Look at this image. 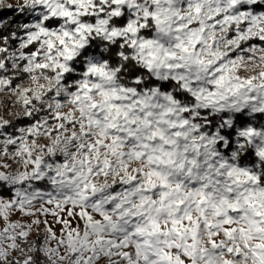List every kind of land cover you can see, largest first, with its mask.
I'll return each mask as SVG.
<instances>
[{
    "label": "snow or ice",
    "instance_id": "snow-or-ice-1",
    "mask_svg": "<svg viewBox=\"0 0 264 264\" xmlns=\"http://www.w3.org/2000/svg\"><path fill=\"white\" fill-rule=\"evenodd\" d=\"M0 10V264H264V0Z\"/></svg>",
    "mask_w": 264,
    "mask_h": 264
},
{
    "label": "trees",
    "instance_id": "trees-1",
    "mask_svg": "<svg viewBox=\"0 0 264 264\" xmlns=\"http://www.w3.org/2000/svg\"><path fill=\"white\" fill-rule=\"evenodd\" d=\"M9 14H10V12L8 10H0V16H5L6 17ZM19 123H21V122H19Z\"/></svg>",
    "mask_w": 264,
    "mask_h": 264
},
{
    "label": "rangeland",
    "instance_id": "rangeland-1",
    "mask_svg": "<svg viewBox=\"0 0 264 264\" xmlns=\"http://www.w3.org/2000/svg\"><path fill=\"white\" fill-rule=\"evenodd\" d=\"M9 3H12V4H16V0H8ZM0 99H2V97H0ZM8 118H11V117H8ZM20 121H17V123L19 124ZM19 218V217H17Z\"/></svg>",
    "mask_w": 264,
    "mask_h": 264
},
{
    "label": "clouds",
    "instance_id": "clouds-1",
    "mask_svg": "<svg viewBox=\"0 0 264 264\" xmlns=\"http://www.w3.org/2000/svg\"><path fill=\"white\" fill-rule=\"evenodd\" d=\"M16 3L18 4L19 3V0H16Z\"/></svg>",
    "mask_w": 264,
    "mask_h": 264
}]
</instances>
